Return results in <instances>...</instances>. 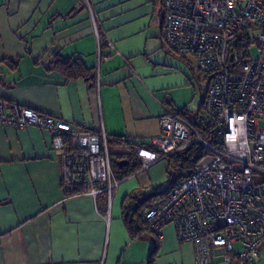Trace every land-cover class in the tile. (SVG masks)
<instances>
[{"label":"crops","instance_id":"1","mask_svg":"<svg viewBox=\"0 0 264 264\" xmlns=\"http://www.w3.org/2000/svg\"><path fill=\"white\" fill-rule=\"evenodd\" d=\"M161 4L93 0L94 28L81 0H0V98L76 131L103 128L108 138L149 146L162 106L197 111L208 87L196 58L163 42ZM98 44L108 55L99 61ZM55 55L79 58L93 81L66 80L48 62ZM49 141L45 129L0 124V264H146L154 246L153 264H195L193 242L180 241L172 224L133 239L123 223L124 197L156 188L166 160L119 180L110 199L66 196ZM210 264H226L221 250Z\"/></svg>","mask_w":264,"mask_h":264},{"label":"built area","instance_id":"2","mask_svg":"<svg viewBox=\"0 0 264 264\" xmlns=\"http://www.w3.org/2000/svg\"><path fill=\"white\" fill-rule=\"evenodd\" d=\"M94 28L93 0H81ZM162 39L173 53L193 55L208 78L202 115L213 128L208 142L177 110L163 105L159 133L133 154L141 171L189 147L204 156L187 176L144 213L146 228L160 235L172 224L180 241H192L195 264H210L216 249L226 264H257L264 243V0H162ZM256 44L258 53L251 55ZM98 44L97 58H107ZM0 124L36 126L50 133L60 153L66 196L110 199L114 177L108 136L73 130L61 119L0 98ZM240 249L236 250L234 245Z\"/></svg>","mask_w":264,"mask_h":264},{"label":"trees","instance_id":"3","mask_svg":"<svg viewBox=\"0 0 264 264\" xmlns=\"http://www.w3.org/2000/svg\"><path fill=\"white\" fill-rule=\"evenodd\" d=\"M66 15H70V13H67ZM48 60L49 64H52L53 68L58 69L68 81L75 80L80 77H87V79H91V81L94 79V76L86 74L89 69L86 70L87 68L84 67L79 58H62L55 55L50 57ZM177 112L185 118L195 131L205 140L208 142L213 141V128L202 115V103L197 111L181 109L177 110ZM107 143L108 146L118 144V146L124 145L127 148L125 151L120 153H110L112 171L117 180H123L131 174L139 171L140 163L133 154V149L138 146V144L121 136L112 138L109 137ZM204 153V146L199 142H193L186 149L170 156L171 158H177L178 167L183 171L180 176L171 178L164 189L150 192L136 191L124 197L122 202V219L126 230L130 233L131 238H142V235L145 233H151V235L156 234V232L149 231L146 228V222L144 219L145 211L152 206L154 202L160 200L166 195L171 184L189 175L195 169L199 160L204 156ZM153 238L155 239V237ZM157 249V246H154L146 264H153L154 255Z\"/></svg>","mask_w":264,"mask_h":264},{"label":"rangeland","instance_id":"4","mask_svg":"<svg viewBox=\"0 0 264 264\" xmlns=\"http://www.w3.org/2000/svg\"><path fill=\"white\" fill-rule=\"evenodd\" d=\"M250 50H251V55L253 57L257 55L258 50H257L255 43L252 45ZM206 82H207V80H206ZM259 126H264V122L261 121L259 123ZM114 150H117V149H114ZM164 160H166V162H167L166 167H165V171L163 173L164 180L156 188H151V187L145 188L146 192L158 191V190L164 189L167 186V183L169 182V180L171 178H175L177 176H180L181 172L183 171V170L179 169L176 157H174V158L169 157V158H165Z\"/></svg>","mask_w":264,"mask_h":264}]
</instances>
